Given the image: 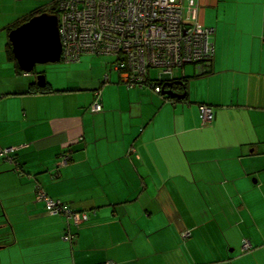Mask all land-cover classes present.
<instances>
[{"label":"crops","instance_id":"0c3cea01","mask_svg":"<svg viewBox=\"0 0 264 264\" xmlns=\"http://www.w3.org/2000/svg\"><path fill=\"white\" fill-rule=\"evenodd\" d=\"M56 1L0 0V148L18 149L0 157V264H264V0H185L186 22L215 29V56L207 75L179 70L181 102L90 58L94 86L43 93L6 46ZM38 188L95 213L76 227Z\"/></svg>","mask_w":264,"mask_h":264},{"label":"built area","instance_id":"2783aa9c","mask_svg":"<svg viewBox=\"0 0 264 264\" xmlns=\"http://www.w3.org/2000/svg\"><path fill=\"white\" fill-rule=\"evenodd\" d=\"M184 3L185 0H57L61 59L75 62L84 55L114 57L111 69L126 85L149 84L160 94L164 88L150 81L152 69L162 71L159 80L168 77L174 82L175 69L191 64L198 68V74L208 72L215 56V29L187 23ZM102 108L98 96L91 111L98 113ZM200 112L205 124L215 119L210 106L202 105ZM16 150L0 148V157L9 159ZM67 161L68 158L63 165ZM37 200L45 203L50 214L66 215L76 224L89 219L87 214L73 213L60 200L50 198L42 188L37 189ZM69 239L68 235L64 238ZM244 249H251L247 241Z\"/></svg>","mask_w":264,"mask_h":264},{"label":"water","instance_id":"95a60500","mask_svg":"<svg viewBox=\"0 0 264 264\" xmlns=\"http://www.w3.org/2000/svg\"><path fill=\"white\" fill-rule=\"evenodd\" d=\"M10 41L19 68L26 74L34 71L37 65L61 61L62 42L58 15L45 12L34 16L10 33ZM39 79L45 82L44 76H39ZM163 80L172 87L171 78L163 77ZM163 94L178 99L185 98L172 89L164 91Z\"/></svg>","mask_w":264,"mask_h":264},{"label":"rangeland","instance_id":"374dc122","mask_svg":"<svg viewBox=\"0 0 264 264\" xmlns=\"http://www.w3.org/2000/svg\"><path fill=\"white\" fill-rule=\"evenodd\" d=\"M188 20L190 22H187L189 24H194V20L192 21L189 17ZM90 55H84L83 60L80 62H65L61 61L59 63L55 64H43V65H37L35 70L37 73H40L39 76H44L45 80L47 82L51 83L54 88L57 90H67L70 87H87L84 89H89L92 85L94 86V82L96 79H98V73L95 70V67H90V62L88 61L90 58L94 59V61H97L98 63L102 62H110V68L111 64L114 62L115 58L111 56H103V57H85ZM97 63V64H98ZM96 66V65H95ZM192 65H186L187 72H190ZM87 69V70H84ZM180 69H175L173 72L174 77L179 76ZM115 72V71H113ZM43 73V74H42ZM115 74H117L115 72ZM162 71L160 69H152L150 71V78L152 80H159L161 78ZM176 81V80H175ZM99 82V81H98ZM81 96H85V93H77ZM85 212H81L80 214H83ZM86 213L90 216H93L94 211H86ZM91 218L87 222H89ZM86 222V223H87ZM242 254H245L241 250Z\"/></svg>","mask_w":264,"mask_h":264},{"label":"trees","instance_id":"16d2710c","mask_svg":"<svg viewBox=\"0 0 264 264\" xmlns=\"http://www.w3.org/2000/svg\"><path fill=\"white\" fill-rule=\"evenodd\" d=\"M45 12H48V13H50V14L59 15V9H58L57 1H56L53 5H51V7H48V8L42 9V10L39 9V10L33 12L32 15L29 16L30 18H26V19H24V21H23L20 25H18L17 27H15V28H18V27L21 26L22 24L28 22V21H29L31 18H33L34 16L40 15V14L45 13ZM15 28H14V29H15ZM10 31H11V30H10ZM11 32H12V31H11ZM6 52H7V55H8V57H9V59H10L12 62H14L15 66H16V69H17L19 72H21V71H20V68H19V65H18V63H17V60H16V58H15V56H14V54H13V47H12V43H11L10 40L8 41V44H7V46H6ZM61 61H64V60L61 59ZM61 61H60V62H61ZM190 65H191V64H190ZM193 66H194V65H193ZM184 67H185V66H184ZM194 67H195V66H194ZM37 74H40V73H37ZM42 74H43V73H42ZM207 74H209V72H203V73H201V74H198V76H204V75H207ZM174 81H175V80H174ZM155 82H156V85L160 86V88H164V91H168L169 89H172L173 91L177 92L178 94L181 93L180 95L185 96V98L181 100V99H178V98H175V97H172V96L164 95V98H165V99H167V100H174V101H177V102H179V101H180V102H181V101H185L186 96H187V90H186V89H187V84H188V79H187V78H183V79L178 80V81H177L178 83L173 82L172 87H170V86L168 85V83H166L164 80H155ZM41 91H42L43 93H52V92H55V91L52 89L51 85H50L48 82H46L44 88H42ZM164 91H163V92H164ZM163 92L160 93V94H163ZM97 95H98V94H97ZM36 200H37V192H36ZM37 201H39V200H37ZM61 202H62V201H61ZM63 204H64V203H63ZM45 207H46V205H45ZM70 210H71L73 213H79V212H75V211L72 210V209H70ZM46 211H47V209H46ZM47 212H48V211H47ZM48 213H49V212H48ZM49 214H50V213H49ZM79 214H80V213H79ZM83 214H87V213L85 212V213H83ZM50 215H52V214H50ZM62 215H63V214H62ZM87 215H88V214H87ZM55 216H58V215H55ZM63 216H65V218H66L67 220L72 221L76 227H80L82 224L86 223V222L89 220V219H88L87 221H85V222H83V223H81V224H76V223H75V220H74L73 218H70V217H68V216H66V215H63ZM88 216H89V218H90V215H88ZM67 235H68L69 238H70L67 242L73 243L74 240H75V238H76V235L73 234L72 232H67L63 238L67 237ZM111 264H112V263H111Z\"/></svg>","mask_w":264,"mask_h":264},{"label":"clouds","instance_id":"9594fccd","mask_svg":"<svg viewBox=\"0 0 264 264\" xmlns=\"http://www.w3.org/2000/svg\"><path fill=\"white\" fill-rule=\"evenodd\" d=\"M58 17H59V15H58Z\"/></svg>","mask_w":264,"mask_h":264}]
</instances>
